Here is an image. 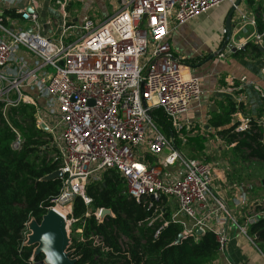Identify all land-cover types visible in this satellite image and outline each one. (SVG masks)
Here are the masks:
<instances>
[{"label":"built area","instance_id":"1","mask_svg":"<svg viewBox=\"0 0 264 264\" xmlns=\"http://www.w3.org/2000/svg\"><path fill=\"white\" fill-rule=\"evenodd\" d=\"M23 1L0 0L19 13L5 24L0 10V103L4 117L11 107L32 105L36 125L46 127L58 149L62 184L47 211L57 212L69 227L73 200L80 197L89 205L86 186L114 168L136 202L148 199L150 223L170 220L181 226L182 235L212 232L220 251L230 239L224 226L228 221L247 235L250 224L264 219V200L239 193L232 203L244 218L237 222L213 192L214 166L188 156L175 143L185 142L192 127L185 115L202 91L199 77L183 76L168 36L194 16L233 0H116L110 16L98 23L88 17L79 25L70 24L63 11L67 0H54L61 20L49 23L48 32L36 1L26 0L22 7ZM238 23L255 25V18L239 12ZM263 36L264 31L256 32L253 41L261 46ZM229 44L225 50L231 53L244 43ZM234 100L243 102L240 96ZM156 109L170 120L174 133L161 131ZM231 119L235 131L249 128L250 118L242 111ZM9 126L15 134L11 147L18 150L22 134ZM163 166L177 167L179 173L171 178ZM164 207L171 210L169 218ZM100 213L101 208L95 211L98 219Z\"/></svg>","mask_w":264,"mask_h":264},{"label":"trees","instance_id":"2","mask_svg":"<svg viewBox=\"0 0 264 264\" xmlns=\"http://www.w3.org/2000/svg\"><path fill=\"white\" fill-rule=\"evenodd\" d=\"M247 2L253 6L256 32L260 33L264 31L263 1ZM2 11L5 24L6 18H19L14 8ZM261 46L264 49V36ZM233 55L259 57L264 53L256 42L249 40ZM237 110L245 112L244 103L226 98L222 109L212 112L208 125L213 134L233 144L242 161L264 162V123L258 116H249V128L237 132L231 119ZM5 114L6 117L0 103V264H33L43 255L34 256L35 246L26 243L27 223L31 219L39 222L51 198L59 193L62 178L44 177L60 167L61 159L48 132L36 125L32 105L11 107ZM153 115L162 132L167 136L174 133L161 109ZM9 124L22 134L23 143L18 150L11 147L15 134ZM182 151L186 153L185 149ZM85 190L91 203L86 205L76 197L72 206L74 220L68 249L77 258L76 264H215L218 259L219 242L212 232L179 238L182 228L178 223H150L153 210L146 208L148 199L136 202L127 193L126 182L116 169H106L101 180L90 182ZM98 208L110 209L112 216L98 219ZM164 208V216L169 218L171 210ZM78 228L81 231L76 233ZM246 234L255 243L263 241L264 219L250 224Z\"/></svg>","mask_w":264,"mask_h":264},{"label":"crops","instance_id":"3","mask_svg":"<svg viewBox=\"0 0 264 264\" xmlns=\"http://www.w3.org/2000/svg\"><path fill=\"white\" fill-rule=\"evenodd\" d=\"M35 1L39 17L44 23L45 31L48 32L50 29L47 25L52 22L43 20L45 14L42 12V0ZM234 1L236 0L226 1L205 12V15L209 14L210 17H214L210 23V27H213L210 30L213 34L212 42L203 41L201 38V33L205 31L201 21H198V24L191 28L186 27V24L178 25L168 36L170 52L180 59L183 76L185 78L190 76L200 78L202 91L200 99L190 106L185 117L191 122L192 127L199 128L205 134L213 133L212 127L208 125V119L212 112L222 109L228 97L234 100L240 96L245 105L243 114L251 117L258 116L259 121L264 123V55L259 57L231 55L228 50H225L222 55L207 59L223 42L225 19ZM26 5V0L20 4L22 7ZM2 6L1 11L4 8H10L6 4H2ZM239 12H243L248 19L255 18L253 6H250L247 0H241L238 10L234 12L231 18V44L253 41V35L256 33L255 25L250 23L240 25L238 23ZM219 23L222 25L219 26ZM219 31H222L223 35L219 34ZM213 137L219 139L215 134ZM234 169L236 168L232 167V170ZM217 170L221 171L220 166L217 167ZM219 174L220 176L214 173L213 192L224 200L234 212L238 208L233 205L232 198L239 193L245 194L251 200H264V189L256 192L257 184L254 181L240 182L238 179H226L223 173ZM258 185L264 186V178L259 180ZM238 211L240 212V210ZM236 214H233L234 218L238 216V213ZM224 226L230 239L224 250L220 251L215 264H241L244 262L258 264L257 259L246 252L252 251V246L260 252L264 260V254L258 249L256 243L251 237L241 233L236 224L228 221Z\"/></svg>","mask_w":264,"mask_h":264},{"label":"rangeland","instance_id":"4","mask_svg":"<svg viewBox=\"0 0 264 264\" xmlns=\"http://www.w3.org/2000/svg\"><path fill=\"white\" fill-rule=\"evenodd\" d=\"M41 4L42 12H44L45 14V19L43 20L51 21L52 23L56 24L59 23V21L61 20V13L58 9V5L54 2V0H42ZM116 6L117 4L115 0H67V4L65 5L63 11L69 17V20L71 22L70 24L79 25L81 21L88 17L92 18L96 23H98L102 19L110 16ZM0 8H3L1 3ZM213 18L214 17H210L209 14L205 15V12H203L202 14L200 13L194 16L184 24H186V27L191 28L198 24V21H201V24L204 27L203 29H205V31L201 33V38L203 39V41L212 42L213 34L210 30L213 29V27H210V23L212 22ZM212 25L214 26V23ZM221 25L222 23H219V26ZM219 34L223 35L222 31H219ZM233 53L235 52H231L230 54L232 55ZM184 135L185 142L177 141L178 147L180 149L183 148L182 150L185 149V152L187 154L189 152L188 155L190 156L193 155L196 157L205 158L214 166V173L219 176V173H223V176L226 179H238L240 182L245 180L254 181V183L257 184V186L255 187L256 192H258L260 189H264V186L261 187L258 185L259 180L264 178V162L257 160L242 161L239 157V153L234 151L233 144L225 142L220 137V140L216 139L215 137H213V133L205 134L199 128L192 127ZM218 166H220L221 171L217 170ZM163 167L164 172H166V174H168L171 178H174L176 174L179 173V168L177 167ZM232 167H235L236 169L232 170ZM222 202L231 214L237 215L236 213H238V216H236L235 218L236 221H238L239 223L243 221L244 213H240L238 210L234 212L233 210H231L232 208H229L227 206L224 200H222ZM249 213L250 211H248L246 215H248ZM68 232L70 237L71 225H69L68 227ZM75 232L77 233L80 231L76 229ZM262 245H264V240L256 242V246L264 254V247H261ZM251 249L253 252L248 249L249 251H246L247 254H251L252 257L257 259L258 264H264V262L262 263V261L264 260L261 257L260 252L253 246L251 247Z\"/></svg>","mask_w":264,"mask_h":264},{"label":"water","instance_id":"5","mask_svg":"<svg viewBox=\"0 0 264 264\" xmlns=\"http://www.w3.org/2000/svg\"><path fill=\"white\" fill-rule=\"evenodd\" d=\"M241 0L234 1V4L230 8L225 19V37L220 47L212 52L207 59L219 56L230 44L231 38V18L236 8L239 6ZM27 10L31 12V8L27 7ZM30 29H28L29 31ZM259 49L264 53L262 46ZM46 129V127H43ZM54 177H62V172L57 169L52 173L46 175L44 179H50ZM105 216H112L110 209L101 208L100 220ZM27 228L29 234L27 235L26 243L28 245H34L33 255L42 254L41 260L35 261L33 264H76L77 258L73 257L72 251L69 250L70 237L68 227L62 216L52 209L45 212L40 221L31 219ZM197 235L201 234L200 230L196 231ZM259 233H257L258 235ZM256 235V236H257ZM182 234L178 237L181 238Z\"/></svg>","mask_w":264,"mask_h":264},{"label":"bare ground","instance_id":"6","mask_svg":"<svg viewBox=\"0 0 264 264\" xmlns=\"http://www.w3.org/2000/svg\"><path fill=\"white\" fill-rule=\"evenodd\" d=\"M59 211L62 213L63 212V209H59Z\"/></svg>","mask_w":264,"mask_h":264}]
</instances>
